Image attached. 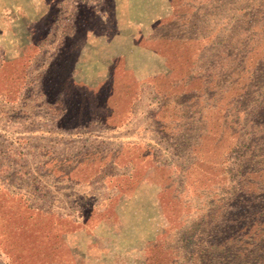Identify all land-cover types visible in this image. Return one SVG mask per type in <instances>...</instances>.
<instances>
[{
	"label": "trees",
	"instance_id": "trees-1",
	"mask_svg": "<svg viewBox=\"0 0 264 264\" xmlns=\"http://www.w3.org/2000/svg\"><path fill=\"white\" fill-rule=\"evenodd\" d=\"M229 1L182 0L188 11L180 9L155 22L152 34L141 44L177 64L175 78L158 75L151 80L159 105L149 110L148 117L159 139L175 152L167 164L160 162L158 150L153 148L151 153L156 170L168 181L166 200L177 221L188 219V225L195 224L199 232L192 264H264V32L243 17L244 10L254 13L250 0ZM76 43L63 48L43 80L48 101L60 103L62 99L67 112L56 119L55 128L72 134L95 122L110 129L124 127L132 119L140 89L135 91L127 80H114L96 92L67 89L64 66L71 61ZM1 93L8 103L18 98V94ZM134 148L148 157L151 147L143 143L91 146L63 158L44 152L45 160L37 171L56 181L83 185L98 179L108 165L130 166L128 175L104 179L106 188L115 191L105 204L82 208L88 213L86 219L92 221L110 212L134 178L131 185L136 186L139 161L132 164L127 155ZM83 166L87 170L80 176L87 177L71 179ZM206 203L208 218L202 214ZM42 214L25 194L0 189V243L11 263L66 258L65 237L61 233L55 235L61 242L54 239L50 226L61 228L67 218ZM41 227L48 235L39 256ZM212 231L219 238L212 236ZM165 259L159 264H166Z\"/></svg>",
	"mask_w": 264,
	"mask_h": 264
},
{
	"label": "rangeland",
	"instance_id": "rangeland-1",
	"mask_svg": "<svg viewBox=\"0 0 264 264\" xmlns=\"http://www.w3.org/2000/svg\"><path fill=\"white\" fill-rule=\"evenodd\" d=\"M181 1L0 0V70L5 68L0 72V93L18 94L14 103L6 102L0 96V189L21 193L41 186V193L35 192L40 197L37 206L49 209L43 210L42 215L53 216L51 214L54 213L67 218L66 224L61 228L58 226L53 229L50 226L54 239L61 242L62 238L55 235H64L66 258L49 257L32 264H159L164 257L167 258L166 264H192L199 244V232L195 224L188 225V219L177 221L164 193L168 181L165 175L156 170L155 159L151 154L155 148L160 154V162L167 164L172 161L175 152L153 133L150 119L144 116L152 108L156 98L150 86L153 85L151 80L158 75L167 79L175 78L177 64L172 58L157 55L159 59L156 63L151 62L155 65L151 67V71L154 70L156 74L140 81L138 72H142V75L148 70L144 66V55V62L137 58L135 65H131L130 58L137 55L132 53L133 44L124 42L123 46L119 37V44H108V51H103L100 56V45L90 41L87 43L84 36L86 32L100 34L99 29H93L101 28L102 23L109 28V39L115 28L128 24L129 27L132 26L130 20H127L131 16L128 11L130 5L136 10L134 16L140 23L145 11L151 14L156 11L158 19L155 23L172 17L180 9L188 11V7H183ZM223 1L230 3L229 0ZM250 4L254 13L244 10L243 17L257 23L264 32V0H250ZM119 14L120 18L117 20ZM173 22L178 25L176 21ZM153 24L149 35L152 34ZM81 35L83 38L75 46L71 61L64 66L67 76L65 86L69 90L82 88L87 92H96L114 80L132 83L135 91L140 89L141 95L134 103L131 121L124 127L110 129L95 122L87 130L72 134L55 128L56 119L67 115V112L64 111L62 99L61 104L48 101L50 98L44 94L43 80L48 75L49 65L58 58L63 48L76 43ZM71 36L75 37L69 40ZM143 40L144 38L140 44ZM100 57L103 58L102 61ZM46 92L48 91L45 90ZM111 109L113 108H109L110 111ZM139 143L151 148L146 152L148 157L142 156L140 148L127 152L132 164L139 161L136 186L131 185L136 181L134 178L132 183L124 187V192L119 194L110 212L104 216H96L92 221L86 219L88 213L79 208L78 202L82 196L73 193V183L56 181L52 177H38V180L33 177L37 174L39 164L45 160L42 156L44 152L63 158L91 146L115 148L119 144ZM86 170L87 167L83 166V173L72 174L73 177L70 178L85 179L87 176L80 175ZM129 173L130 166L108 165L97 180L104 182L109 176ZM204 208L205 213L202 214L208 218V203ZM39 231L42 238L38 242L36 253L42 256V243L48 233L42 227ZM217 235L212 231V236ZM203 249L201 247L200 250ZM198 258L204 260L203 256ZM0 264H13L8 259V254L2 250L1 243Z\"/></svg>",
	"mask_w": 264,
	"mask_h": 264
},
{
	"label": "crops",
	"instance_id": "crops-1",
	"mask_svg": "<svg viewBox=\"0 0 264 264\" xmlns=\"http://www.w3.org/2000/svg\"><path fill=\"white\" fill-rule=\"evenodd\" d=\"M128 11L130 12V19L127 18V20H130V25L132 26H123V27H118L114 29V33L111 39H109L108 36V32H109V28L106 27L105 23H102V27L101 28H90V29H99L100 34L98 35H93L92 33H88L86 32V34H84L85 39L87 41V43L90 42H95L97 44L100 45V56H102L103 51H108V44L110 45H114L115 43H118V39L120 37V39H122L123 42V46L125 45L124 42L128 43L129 45L133 44V50L132 53H137V55H133L130 59H131V65L133 64V66L135 65V62L137 60V58H139L138 60L143 61L144 62V58H142V56L144 55L145 57V62H144V66H146L147 70L145 73H143L141 75L142 72H138V80L142 81L150 76H153L154 74H156V72L154 70L151 71V67H153L154 64H152L151 62L156 63V61L159 59L158 56L156 54H154L153 52L144 49L140 42L142 38H146L147 36H149L150 33V26L151 24L154 23V21H156V19H158V16H156V11L151 14L147 11H145L144 14L141 15V23L139 20L136 19V17L134 16L135 11L133 9V7L130 5L128 7ZM102 17L104 19L105 16L102 15ZM101 17V18H102ZM120 18V14L117 15V20ZM103 19V20H104ZM148 26V27H147ZM144 30V33H143ZM93 36V37H91ZM73 37L75 36H71L69 37L70 40L73 39ZM115 37V38H114ZM114 38V39H113ZM91 39H93V41H91ZM127 39V40H126ZM116 40V41H115ZM80 42L76 43V46L79 45ZM116 45V44H115ZM135 45V46H134ZM105 46V47H104ZM77 56V54L75 55ZM101 61L103 60L102 57H100ZM107 60V57L106 59ZM134 62V63H132ZM155 66V65H154ZM136 71V70H135ZM141 75V76H140Z\"/></svg>",
	"mask_w": 264,
	"mask_h": 264
},
{
	"label": "built area",
	"instance_id": "built-area-1",
	"mask_svg": "<svg viewBox=\"0 0 264 264\" xmlns=\"http://www.w3.org/2000/svg\"><path fill=\"white\" fill-rule=\"evenodd\" d=\"M155 97H156L155 102L152 103L151 109H155L159 105V100H158L156 95H155ZM148 112H149V110H147V112L144 114V116L148 117ZM148 119H150V118L148 117ZM149 122H150V125H152V127H153L152 128L153 133L156 134L154 125L152 124L151 120ZM33 177H35L37 179L38 177L42 178L43 176H41L37 171V174L33 175ZM71 187H73L72 191L74 194L82 196V198L78 202V204H80L79 208H83V206H91L93 208H97L102 203L105 204L107 202V199H109L112 195L115 194L114 190L107 189L105 183L102 180H97V179L90 184H86V185L72 184ZM40 188H41V186H37L35 189H28L31 191L25 190L24 192H21V193H23L27 196L30 204L33 205L34 207H36L42 211L43 210H49V209H42L41 207L37 206V203L40 201L38 198H40V197L38 195H35V192L41 193L39 191ZM85 188H88V189H85ZM104 201H106V202H104ZM75 206H76V204H75Z\"/></svg>",
	"mask_w": 264,
	"mask_h": 264
}]
</instances>
